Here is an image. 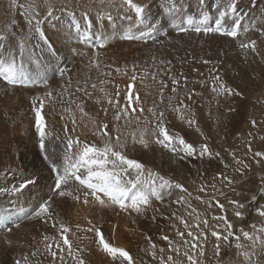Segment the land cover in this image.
<instances>
[{"label":"snow or ice","instance_id":"snow-or-ice-1","mask_svg":"<svg viewBox=\"0 0 264 264\" xmlns=\"http://www.w3.org/2000/svg\"><path fill=\"white\" fill-rule=\"evenodd\" d=\"M100 4L115 8L118 12L122 11L123 18L133 22L126 31L120 34V39L139 41L144 44L151 41L161 47L172 44V40L169 39L170 33L161 30L163 21L151 15L149 4L141 3L139 0H119V3L117 0H100ZM257 4L258 0H250L246 8L243 0H211V3L209 0H196L195 15L190 11L193 7L191 0H160L159 7L177 35L191 32L196 36L203 34L204 36L228 37L245 53V58L251 55L253 60L259 57L260 61L264 62V54L259 49L257 39H240L242 34L253 30L259 33L260 37H264V26L243 24ZM10 8L19 10L20 15L24 17L27 29L22 33L14 31L17 23L14 18L9 25L0 29V82L4 87L12 86L13 88L37 83H42L47 87L49 81L45 75L40 72L30 74L25 67L26 58L28 63L40 66L39 58H36L35 52L32 51V47L40 45L30 47L31 42L38 39L46 46L48 53L55 55L56 49L50 43L43 25L52 21L58 22L60 17L56 13L60 12L68 18L69 36L74 32L78 38L84 39L89 35L94 23L90 12L83 10L78 16L75 9H69L66 3L58 5L56 0H10ZM259 11L261 17H264V6H261ZM97 17L100 20L106 18L111 21L113 19L111 12L98 13ZM53 26L55 27V24ZM133 27L136 31H133ZM106 45L107 38L100 37L96 47L104 48ZM153 60L155 61V57ZM181 62L187 63L188 61L185 58ZM200 62L205 65L212 64L213 68L216 67L211 59L201 58ZM159 64L164 66L163 75L166 79L158 81L159 99L154 100L152 106L145 107L139 93L132 91L137 79L135 74L131 76L132 83L128 85L123 96V104H121V93L118 86L114 93H109L103 87L99 89L102 96H97L95 103L102 106L101 110L104 115L106 116L109 110L103 107L105 103L115 109L114 119L117 123L112 126L86 111L83 98L79 102L72 100L70 103L74 107H65L59 115L60 120L66 121L60 129L64 133L62 155H54L57 141H60L61 137L54 130L49 129L47 117L43 114L44 100H50L53 92L48 90L43 99L39 97L32 99L31 110L34 112V128L38 135V147L49 168L51 184L48 186L49 192L30 207L27 201L21 205L20 199L25 195L26 190L30 186H39L41 178L35 174L28 175L25 172L14 170L12 167L0 171V178L3 181L0 182V197L5 198L7 204L12 206L11 210L8 207H0V246L6 245L12 248L14 246L13 233L19 230L25 222L40 221L48 224L51 221L52 227L57 229V235L45 234L42 237L44 253L49 257V264H67L69 258L73 264H86L83 256L85 247L80 246L84 239H90L91 244H94L109 258V264H137V259L125 247L112 243L105 237L101 227L94 224L91 219L87 220V227L76 225L77 231L85 233L83 237H78L68 224L62 222L58 218L59 213L56 212L54 205L57 200L62 204L66 203L67 198L94 210L111 209L116 215L124 213L155 222L159 214L163 219L178 221L184 229L180 230L173 224L175 236L180 238L179 243L174 242L167 234L160 237L167 244V254L165 248H157L151 236L145 237L149 242L146 254L157 264H185V262L186 264H202L200 258L205 255L210 227L211 236L216 241H229L235 236L231 230L233 225L228 221L227 216L212 217L215 221L223 222L225 227L221 232L218 230L219 224L213 227L209 225L207 218H200V214L188 203L185 195L172 199L168 207L171 205L185 206L186 210L190 209L189 216L195 214V223H190L177 212L169 211L164 206L166 199L173 196L174 190H179L188 197H191L192 193L182 183L148 168L144 163L128 155L130 139L133 146L139 144L147 149L150 145H155L181 161L193 157L200 160L207 157L211 160L221 156L220 152H213L207 143H201L197 147L184 136L170 129V121L166 113H174L176 118L189 128L195 126L196 130L200 131L195 112L189 103L197 93L195 89H192L180 98V92L187 89L188 77L182 71L173 75L171 60L161 59ZM89 66L97 69L100 67L96 56L89 60ZM57 70L60 76L64 77L66 70L60 68ZM115 71L119 73L121 69L117 68ZM132 71L135 73V67ZM193 71L197 70L193 69ZM125 74H127L126 70ZM151 76L153 80H156L155 73ZM211 80V91L216 97L242 96L240 90L223 81L218 70L215 74H211ZM167 81L171 83V95L167 97V103H165V90L169 89ZM100 83L104 84L106 81L101 80ZM198 83L204 84L205 81L201 80ZM67 84L71 85V80H68ZM182 84L183 88H181ZM90 88L91 92L88 82L85 81V86H77L76 92L83 93L84 97L91 99L97 85L92 83ZM64 91H67V87ZM120 121H123L122 125ZM251 123L255 127L257 121L252 120ZM132 125H135V128H131L127 133L122 131V128L129 129ZM78 128L81 133L72 135L77 133ZM81 134L85 137L91 134L97 137L99 142H89L86 138L81 139ZM48 141H51V144ZM247 149L252 151L251 142L247 144ZM231 155L236 165L235 172L244 176L249 165L237 158L234 152ZM252 159L256 164L264 167V150L252 152ZM221 163H224L222 159ZM224 167L228 168L229 165L225 163ZM214 179L220 181L222 187H231L235 182L233 178L224 173H218ZM260 181L259 194L261 198H264V176L260 178ZM207 187V185H201L198 191L206 193ZM211 188L214 192L224 195L222 188L217 189L215 184H212ZM195 199L203 202L200 195H197ZM251 201L255 205L257 215L264 217V204L257 203L256 195L251 197ZM213 202L215 206L223 210L224 205L215 197L208 202L209 208L213 206ZM229 203L235 206V216L242 217L245 204L235 200H229ZM149 211L152 213L150 217L148 216ZM252 228L254 230L252 233L241 230L243 239L249 241L250 244L247 247L242 243L236 244V248L241 250L238 253L241 257V264H251V249L257 243L264 245V226L257 228L256 225H252ZM89 233L92 234L91 237L87 235ZM235 239L239 241L240 237L235 236ZM214 247L215 254L219 256V243H216ZM182 248L184 251L181 253ZM38 253L39 249H36L30 255H22L21 258L15 259L13 264H32L30 257H35ZM181 255L183 259H178ZM140 264H143V261Z\"/></svg>","mask_w":264,"mask_h":264},{"label":"bare ground","instance_id":"bare-ground-1","mask_svg":"<svg viewBox=\"0 0 264 264\" xmlns=\"http://www.w3.org/2000/svg\"><path fill=\"white\" fill-rule=\"evenodd\" d=\"M118 1L119 0H117V3H119ZM139 1H141V3L147 2V0H139ZM56 3L58 5L66 3L68 5V8L75 9L77 13L78 11L80 13L82 10H88L94 22L90 32L97 39L104 36L102 35V33L107 32L109 39H112V32L106 26L107 23H105L103 20H100L97 17V14H95L97 12L103 14L111 10L107 6L101 5L100 0H78V1L56 0ZM209 3H211V1ZM192 9H194L195 12L197 11L195 7H192ZM150 12L152 16L159 18L162 21L165 20L168 21L167 18L163 16L160 9L151 7ZM13 18L17 21L16 25L14 26V31H16L17 33H22L26 31L27 25L25 23L24 17L20 15L19 10H14L10 8V0H0V29L4 28L6 25H9ZM245 20L244 22H246ZM54 24L55 27L53 26ZM67 24H68L67 20H59L58 22L52 21L49 23H45L43 25L46 35L49 37V40H52L50 41V43L56 49L54 55L55 57L46 51V46H44L42 42L38 41V39H34L30 45V47L37 44L40 45L39 47H32V51L35 52L36 58H39L40 66L37 67L36 64L34 63H28L26 58L25 67L28 70V72L33 75L36 73L35 71L44 70L46 72H49L48 78L50 79L48 80L49 84L47 87H45L43 84H41L43 86L29 84L26 87L17 86L13 88L12 86L4 87L3 83L0 82V128L1 130H3L4 127L3 122L7 121L9 123V121H11V123H14V127L12 129L13 131L11 130V133L10 131H8V135L10 136L11 134L12 135L11 137L13 138L9 140V142H2L4 139L2 132L4 130L0 132V171L6 170L8 167H12L14 170L25 172L28 175L35 174L36 176L41 178L39 182V186L36 187L30 186L29 189L26 190L25 195L20 199L21 205H23L25 201H27L29 207L31 206L30 203L32 204L35 203L40 197L44 196L45 193L49 192L48 186L51 184V180L49 179V168L46 162L43 160V154L40 152L38 147V138L36 137V134L33 131L34 112L31 110V106L30 108L28 106L27 101L29 99L32 100L34 97H41L48 90H51L53 92L52 98L48 100L46 104L44 103L45 107L43 109V114H45L47 117L49 129L54 130V132L59 134V136L61 137L60 141H57L56 153L54 155H62L64 148V133L61 132L60 129L61 126L66 121L60 120L59 115L62 113L65 107H74L70 103L72 100H76L77 102H79L81 98H83V100L85 101L86 111H88L92 116L97 117L98 119H102L104 122H107L109 123L110 126H112L113 124L117 123L114 119L115 116L114 108L105 103L103 107L109 109L107 115L105 116L103 111L101 110L102 106L95 103V98L97 96H102V93L99 91L101 87H103L109 93H114V91L117 89L118 86V89L121 93V102H123L124 101L123 96L126 93L128 83L129 84L132 83L131 76L135 74L137 79L133 84L132 91L134 93L137 91L139 94L141 93L143 96L147 97V91H148L146 90L147 87L139 85L140 74L136 72V69H135V73H133L132 71L133 68L131 66H126L125 69L121 68V71L119 73L116 72L115 69H109V68H107L108 70L101 69L99 71L103 72L102 73L103 77L101 79H98L97 81L104 80L106 81V83L101 84L100 82L93 80V76L91 77L87 73V70L88 68H90L89 60L94 56H96L97 58L100 57L99 50L97 49L96 44L87 45L86 43L81 42L74 32L71 34V36H69ZM100 24L101 25L104 24L106 26L105 29H102L100 27ZM161 30L165 32H169L170 33L169 39H171L172 41L175 39L176 42L175 43L172 42L171 45L166 44L163 47L151 41L148 44H144L141 42L140 45L142 46V48L145 49L148 47V52L150 53L156 49L172 48L173 47L172 45L177 46L179 49H181L179 50V52L182 54V56L187 55L195 61L190 64L192 67L196 65L201 66L200 59L197 58V56L200 55L198 51L202 50L203 51V52L201 51L202 54H205L207 56L213 53H214L213 55H217L219 52H222L224 53L226 59L228 60V62H226L228 66L231 65V67L227 71H225L226 75L224 76L223 74V76L228 82L236 83L239 85L241 84L238 82V80L239 79L242 80L243 84L246 85L247 91L249 90V86L251 85L252 80H255L258 76H260L262 74V70H264L262 69L263 68L262 62L258 57L255 60H253V57L251 55H248L247 58H245V53H243L238 48L237 44L234 41H232L231 38L221 37L218 35H211L207 37L204 36L203 34H201L200 36H196L194 33L191 32L177 35L176 32H172L170 31V29L168 31L165 27L164 22L161 25ZM249 33L254 38L260 37L255 32H249ZM247 37L248 36L244 37L242 35L240 39H247ZM189 38H191L192 40L189 41L188 40ZM258 41H262L261 44L263 45L264 40L262 38H258ZM121 43L125 44L127 43V41L125 42L124 40L121 41ZM116 46L117 45H115V47ZM73 50L76 51L78 50V53L74 54L76 56V58L74 57V59H73L74 55L72 56V53H74L72 52ZM124 51H125L124 47L123 49H120L119 47L118 52H121L123 54L122 57L126 56ZM195 52L197 54L196 57L193 56L195 55L194 54ZM57 57L65 61L64 66H62L61 68L66 70L64 77H61L59 73H55L57 72V70H55L52 67L53 62H55ZM59 66L60 64L58 65V68ZM125 70L127 71V74H125ZM96 71L98 70L95 67H91L92 73H96ZM68 80H71V85L67 84ZM85 81L88 82L90 92L92 91L90 85L92 83H95L97 85V89L95 90V93L91 99H89L88 97H84L83 93L76 92L77 86H81V87L85 86ZM123 81L126 82L125 87L122 86L123 84H121V82ZM65 87H67V91H64ZM250 87L252 88L253 86ZM61 93L62 95H60ZM141 99H145V98H141ZM218 99L219 98H213V102L216 103ZM220 99L222 101L223 99L226 100L227 98L224 97L223 99L222 98ZM152 100L153 99H150L149 102H152ZM17 106H21L20 110L17 109ZM206 108L208 109V110L206 109L207 111H205L204 109L199 110L200 107L198 109L196 107L194 108L195 110L193 111L195 112V118L198 122V126L200 129V131L198 132L202 134L203 137H205L207 140L210 139L212 135H215L216 132L212 133L211 131L212 129L210 130L207 129V127H210L208 121H212L213 119L211 118L210 115H208L209 104H207ZM25 109L27 110L25 111ZM53 110L55 111L53 112ZM97 114H99V116H97ZM218 114L219 115L222 114V116H217V117L223 119L226 113H224V110H222V111H218ZM226 116L229 115L226 114ZM231 116L233 117V115ZM215 119H219V118H214V122H213L214 125L216 123ZM180 122L179 123L177 122L179 124V127L181 126L180 129H184V124ZM119 123L121 125L123 124L122 121ZM170 126H172V123L170 124ZM69 127H71V125H69ZM131 128H132L131 126L129 129L122 128V131L127 133V131H129ZM213 128L214 130H218L220 132L221 125L217 124ZM79 133H81V130L78 128L77 133H73L72 135H76ZM178 133L182 135L181 132ZM85 138L89 142H99L98 138L92 136L91 134H88L87 137L81 134V139H85ZM48 142L49 144H51V141ZM140 148L141 147L136 145L133 146L131 140L129 139L128 150H127L128 153L130 149V153L136 152L144 159L149 160L153 164L157 162V160L155 159L156 155L154 156L153 151L147 153L145 151L143 152L142 151L143 149L141 148L142 149L141 150ZM49 151L51 153L52 151L51 147L49 148ZM160 158L161 160L158 161H160V163L162 164L163 170H166V172L168 173L173 172V174L177 177V179L180 178L182 179V181L183 179L184 181L185 179H187L185 178L186 174L184 168L177 167L175 159L172 156L168 155L167 152L162 153ZM181 163H184V160L181 161ZM9 180H11V176H9ZM0 182H3L2 178H0ZM186 182L187 181H185V183ZM173 197L174 196L170 198ZM168 202L170 203V201ZM169 203L166 204L169 205ZM168 205L167 206L165 205L164 207L168 208L169 211L177 212L178 215H180L184 210L182 208V205H171L170 207H168ZM0 207H8L9 210L12 209V206L7 204V200L2 197H0ZM54 207L56 209V212L59 213L58 218L65 224H68L72 228V230L76 232V235L78 237H83L85 233L77 231L76 225L80 224L83 227H87L88 226L87 220L91 219L94 224L101 227L105 237L108 238L112 243L118 246L125 247L134 257L138 256L140 258L141 257L145 258L146 256L144 253L145 252L144 246H146L144 244L146 243L142 244V241L140 240V234L138 233V231L140 230L141 233L145 232L146 226L150 227L155 224H159L160 226L165 225L167 226V230H168V228H170L171 223L173 222V220H166L161 218L159 214H157V220L153 222L151 219H146L144 217L136 218L134 215L129 216L124 213L120 215H116L111 209H107L103 211L99 209L94 210L92 208L82 206L78 203L73 202L71 198H67V202L63 204L60 203L59 200H57V203L54 205ZM151 215L152 213L151 211H149L148 216L150 217ZM38 222L33 221L32 223H27L22 230L14 231L12 238L18 241L19 247L18 248L13 247V248L17 252L23 251L24 255H30L32 251L39 249V253L37 256L30 257L31 261L33 263L36 262L38 264H49V257L44 253L43 242H38V239L35 238L36 229L34 227V224L37 225ZM48 226H49L48 230L45 231V234L48 236L57 235V229L52 227V222L51 225ZM87 235L91 237L92 234L89 233ZM80 246L85 247L83 256L86 260V264H109V258L106 257L105 254L102 253L94 244H91L90 239H84ZM146 247L148 248L149 246ZM255 250L260 251L259 253H257L258 260L256 264H264V247L262 248L258 247ZM23 252L21 253L23 254ZM214 253H215V249L214 250L212 249V251L209 252L210 256H212ZM238 258L240 257L238 256ZM224 262L225 261L222 260L220 261V264H223ZM67 264H73V261L69 258L67 260ZM211 264H216V262L211 261Z\"/></svg>","mask_w":264,"mask_h":264},{"label":"rangeland","instance_id":"rangeland-1","mask_svg":"<svg viewBox=\"0 0 264 264\" xmlns=\"http://www.w3.org/2000/svg\"><path fill=\"white\" fill-rule=\"evenodd\" d=\"M73 1H78V0H73ZM151 1V2H150ZM195 1L196 0H191L193 7H195ZM211 0H209L210 2ZM250 0H243L245 7L250 4ZM119 2V1H118ZM141 2V1H139ZM248 2V3H247ZM143 3V2H142ZM147 4L150 5L151 7L160 9L159 4L160 0H147ZM68 6V5H67ZM261 6H264V0H258L257 7L255 9H252L250 11L249 16L251 17H246L245 21H243V24L245 26L255 24L256 27H261L264 26V17H261V13L259 11V8ZM72 9V8H69ZM107 11L111 12L112 15V20L109 21L106 18L103 20L105 23H107V27L109 30L112 32V39H109L107 32L102 33L104 35L103 37H106L109 39L107 40V47L104 48H97L99 50V55L100 57L98 58L100 67L97 69L96 73L91 72V67L88 68L87 73L92 77L93 80H98L103 77V72L99 71L101 69H117V68H124L126 66H131L132 68L135 67L136 72L140 74L139 77V85L146 86L147 91V97L143 96L141 93L139 94L142 99L144 106H152L153 101H158L159 96H158V88L159 84L158 81L160 79H166V77L163 75V68L164 66L159 64V61L161 59L164 60H171L172 61V68L173 72L172 74L175 75L178 72H183L184 75L188 77V85L187 89L183 90L180 92V98H183L185 93L187 91H190L192 89H195L197 95H195L190 101V105L192 110H195L194 108L197 107V109L200 107L199 110H205L207 111L208 109L207 104H209V113L208 115L211 116L213 119L212 121H208L210 127H207L208 130L212 129V133H215V135H212L211 138L213 139H207L203 137L202 134H200L197 130L196 127L189 128L186 124L183 122H180L178 118H176V115L174 113H166L168 116V119L170 121V124L172 123V126H170V129L173 132H181L182 136L186 138L189 142L193 143L197 147L201 143H207L210 147V149L213 150V152H220L221 156L220 158H214L209 160L207 157H205L203 160L196 159V158H188L184 160V163H181V160L177 159L176 157L172 156L175 159L176 166L177 167H183L185 170V183L184 179L178 178L173 174V172L168 173L166 170H163V166L160 163L161 160L160 156L162 153H165L166 151L160 149L158 146L155 145H150L149 148L145 149L141 145L136 144V146L141 147L140 149L144 152H152L154 153L155 159L157 160L156 163H152L147 159H144L142 156H140L138 153H130L129 149V157L133 159H137L140 162L144 163L148 168H152L153 170L159 171L162 175H165L166 177H170L174 179L177 182L182 183L190 193H192L191 197H188L187 194L185 193H180L179 190H174L173 192V198H167L166 203H169L168 201H171L172 199L178 198L180 195H185L188 203L192 205L193 208L197 210V212L200 214V218L204 219L207 218L209 221L210 226H215L216 224H219V231L223 232L224 231V224L223 222L215 221L212 219L213 216H220V215H225L227 216L228 221L233 225V229H231L235 236H239L240 240L237 241L235 239V236L230 238L229 241H216L214 237L211 236V227L208 230V242L205 248V255L204 257L200 258L202 260V264H211V261L216 262V264H220V261L224 260L225 262L223 264H241L240 258H238V253L241 250H238L236 248L237 243H242L247 247L250 242L246 241L243 239L242 236V231H248L249 233H252L254 230L252 228V225H256L257 228L264 226V217H259L255 211V205L252 204L251 197L253 195L257 196V203L258 204H264V198L260 197L259 194V189L261 187V181L260 178L264 176V167L261 165H258L255 163V161L252 159V152L257 151V150H264V70H262V74L258 76L255 80H252V83L250 86H253L252 89L249 86V90L247 91L246 85L243 84L242 80H238V82L241 84H236V83H231L228 82L225 79V71H227L230 67L226 62L228 60L226 59V56L224 53L219 52L217 55H205L202 54V50L198 51V53L201 55L197 56L196 52L194 53L197 56V58L201 59L202 57L205 59H211L213 64H215V68H213L212 64L205 65L201 63V66H191L190 64L192 62H195L192 58H190L187 55H183L179 52V49L177 46L172 45V48H163V49H156L152 52H148V47L147 48H142L140 45L141 42L139 41H127V43H121V41H124L119 38L120 34L123 31H126L128 27L133 23L132 21H129L127 19H124V13L122 11L118 12L116 9H112ZM83 11V10H82ZM93 11V10H91ZM191 13L195 15V10L190 9ZM97 12V11H96ZM116 12V13H115ZM77 13V12H76ZM106 13V12H105ZM59 15L60 20H67V16L63 15L60 12L56 13ZM79 11L77 15L79 16ZM95 14H98L95 13ZM123 14V15H122ZM129 15H133L132 13H129ZM62 16V17H61ZM116 16V17H115ZM260 16V17H259ZM248 18V20H247ZM260 18V19H259ZM263 19V20H262ZM252 21V22H251ZM165 23L166 29L172 32H175L174 29L172 28L171 24L168 23V21H163ZM261 22V23H259ZM246 23V24H245ZM249 23V24H248ZM127 24V25H126ZM163 24V23H162ZM259 24V25H258ZM104 24H100V27L102 29H105L106 27ZM123 26V27H122ZM114 27V28H113ZM117 28V29H116ZM120 29V30H119ZM133 31H136V29L133 27ZM250 32H255L250 31ZM257 33V32H255ZM109 34V33H108ZM244 37L248 36L251 39H257L262 38L264 40V37H258L254 38L253 36L250 35V33L242 34ZM259 35V33H257ZM211 36V35H210ZM208 37V36H207ZM247 37V38H248ZM189 41L192 39L189 38ZM52 41V40H50ZM175 43V39L172 41ZM114 43V45H113ZM258 43H262V41H258ZM259 45L261 53L264 54V41L263 45ZM113 45V46H112ZM115 45H117L115 47ZM111 46V47H110ZM118 47V48H117ZM125 49V55L122 57V53L118 52V49ZM263 48V49H262ZM135 50V51H134ZM134 51V53H133ZM202 51V52H201ZM208 51V50H207ZM206 51V52H207ZM72 56L76 53H78V50H73ZM113 52V53H110ZM189 52V51H188ZM190 55V53H189ZM205 55V56H204ZM54 56V55H53ZM191 56V57H193ZM55 57V56H54ZM76 58V56H73ZM153 57H155V61L153 60ZM225 59V60H223ZM187 59V63H182L181 61L183 59ZM259 58V57H258ZM192 60V61H191ZM223 61V62H222ZM225 62V63H224ZM88 63V62H86ZM224 63V65H223ZM60 64L59 68L61 69L62 66H64L65 61L62 59L56 58L55 62H53V68L55 70L58 69V65ZM126 64V65H125ZM262 66L264 69V62H262ZM224 67V68H222ZM193 69H196L197 71H193ZM200 69V70H199ZM108 70V69H107ZM219 71V75L222 77L223 81L233 87L237 88L242 92V96H236V97H226L227 99H223L224 97H216L214 93L211 91L212 87V80H211V74H215L216 71ZM35 72H40L43 75H45L48 78L49 72H46L44 70L41 71H35ZM100 72V73H98ZM59 71L57 70V72ZM147 73V75H146ZM155 73L156 74V80L152 79L151 74ZM224 74V76H223ZM95 75V76H94ZM50 78H48L49 80ZM204 80V84L198 83V81ZM100 82V81H97ZM169 83V89L165 90V103H167V97L171 95L170 93V88H171V83L170 81H167ZM42 83H37L34 85H41ZM123 84L122 86L125 87L126 82L123 81L121 82ZM129 85V83H128ZM43 86V85H41ZM150 87V88H149ZM181 88H183V84L181 85ZM252 89V90H250ZM154 91V92H153ZM137 93V91L135 92ZM41 99L44 98V95L39 97ZM213 98H219L216 103L213 102ZM222 98L223 100L221 101ZM235 98V99H234ZM147 99V101H146ZM150 99H153L152 102H149ZM157 99V100H156ZM245 100V101H244ZM31 101L28 100V106L30 108L31 106ZM221 101V102H220ZM48 102V99L44 100V103L46 104ZM147 104H146V103ZM124 103L121 102V104ZM150 105H149V104ZM175 103V101H173ZM24 104V103H23ZM26 104V103H25ZM147 105V106H146ZM23 106V105H21ZM21 106H17V109L20 110ZM205 107V108H204ZM207 109V110H206ZM231 109V110H230ZM27 109H25L26 111ZM224 110V113L228 114L229 116L224 115L223 119L217 116H222L218 114V111ZM235 112V113H233ZM115 113V109H114ZM172 114V115H171ZM233 115V117L231 116ZM174 116V117H173ZM227 117V118H226ZM214 118H219L215 119L216 123L215 125L219 124L221 125L220 132L218 130H214ZM11 120V119H10ZM179 120V121H178ZM256 120L257 124L255 127L252 126L251 121ZM223 121V122H222ZM121 122V121H120ZM183 123L184 124V129H180L181 126L179 127L178 123ZM123 123V121H122ZM174 123V126H173ZM177 123V124H176ZM186 125V127H185ZM3 130L0 128V132L3 133L4 139L2 142H9V140L13 139L10 134L8 135V131L13 129L14 123H9L3 122ZM183 126V125H182ZM132 128H135V125L131 126ZM216 129V128H215ZM131 130V129H130ZM183 130V132H182ZM13 131V130H12ZM33 131L35 132V128H33ZM210 131V132H211ZM36 134V132H35ZM251 134V135H249ZM199 135V136H198ZM229 136V137H228ZM36 137L38 138V135L36 134ZM203 139H201V138ZM203 140V141H202ZM212 140V141H211ZM222 140V141H221ZM200 141V142H199ZM251 142V147L252 151H248L247 149V144ZM159 149V150H158ZM235 153L236 157L239 159L244 160L246 164L249 165V169L245 171L244 176H240L238 173L235 172V161L233 160V157L231 153ZM168 153V152H167ZM168 155H170L168 153ZM140 156V157H139ZM159 158V159H158ZM221 159L223 160L224 163H221ZM190 162H188V161ZM193 160V161H191ZM195 160V161H194ZM192 162V163H191ZM228 164L229 167L225 168L224 164ZM182 164V165H180ZM199 165V166H198ZM187 168V169H186ZM187 170V171H186ZM196 173V174H195ZM218 173H224L225 175H228L229 177L234 179V183L231 187L224 186L222 187L221 182L214 179V177ZM191 176V177H190ZM176 177V178H175ZM192 180V181H191ZM190 183V184H189ZM215 184L217 189H221L224 193V195H221L219 192H214V190L211 188V185ZM201 185H207V192L206 193H200L198 191L199 187ZM196 189V190H195ZM197 195H200L202 197V201L196 200L195 197ZM215 197L224 205L223 210L215 206V203L213 202V206L211 208L208 207V202ZM229 200H235L241 203L245 204V210H243L244 214L242 217H237L235 216V206L229 203ZM165 205L167 206L168 204ZM32 204V203H30ZM157 206H160L157 204ZM182 208L184 209L183 212L180 214L184 216L186 220H188L190 223H195V214L193 216L188 215V211L190 209L185 208V206L182 205ZM31 222H25L21 226L19 230H22L23 227L27 223H32ZM38 222V221H37ZM50 223V224H49ZM48 224H43L42 222H38L37 225L34 224V227L36 229L35 231V238L38 239V242H43L42 237L45 235V231L48 230V225H51V221ZM173 224L176 225L177 228H180V230H184L183 226L179 224L178 221L173 220V222L170 225V228L167 230V226H160L159 224L152 225L150 227L146 226L145 227V232H140V240L142 241V244L149 246L148 240H146V236H151L152 242H154L157 245V248H165L166 254H167V244L164 240L159 239L162 235L167 234L170 238L174 240V242L179 243L180 238L175 236V228H173ZM149 228V229H148ZM144 233V234H143ZM23 236V234H22ZM25 236V235H24ZM14 246L18 248L19 244L16 239H14ZM220 242V255L217 256L215 253L210 256L209 252L212 251V249H215V244ZM146 246L145 248V258L144 257H138L136 256L135 258L137 259V264H140L141 260L143 261V264H157L156 261H153L149 255L146 254V249H148ZM8 248L6 245L0 246V264H13L15 259H19L24 255L23 251H16L14 248ZM258 247H264V245H261L257 243V245L251 249L252 255H251V264H256L257 263V253L260 251H256L255 249ZM184 251V249H181V253ZM23 252V254L21 253ZM144 255V254H143ZM4 259V260H3ZM178 259H183V256L179 257ZM228 261H227V260ZM219 260V262H218ZM32 264H38L36 262H32ZM186 264V262H185Z\"/></svg>","mask_w":264,"mask_h":264}]
</instances>
